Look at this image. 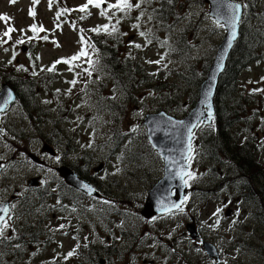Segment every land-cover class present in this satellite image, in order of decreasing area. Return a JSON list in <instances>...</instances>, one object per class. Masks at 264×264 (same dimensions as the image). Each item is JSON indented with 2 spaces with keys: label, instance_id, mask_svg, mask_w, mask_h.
Segmentation results:
<instances>
[{
  "label": "rangeland",
  "instance_id": "374dc122",
  "mask_svg": "<svg viewBox=\"0 0 264 264\" xmlns=\"http://www.w3.org/2000/svg\"><path fill=\"white\" fill-rule=\"evenodd\" d=\"M151 1L152 3L150 0L141 3V0H129L133 4L140 3V8L133 7L126 15L116 9H109L107 17H104L100 15V9L92 5H89L86 13L76 10L87 3V0H53L51 7H49V0H39L36 5L32 4V0H17L15 4H10L9 0H0V14H6L11 18L7 24L0 21V39L7 41L0 43V91L9 74L8 85H10V79L14 73L15 79H20V81L22 79L28 81V77L35 78L32 86L29 87L28 85V87L36 92L35 96L33 95L32 103L27 105L28 109H26L27 107L20 108V102L17 101L16 104L12 105L13 108L9 107L8 110L5 108L4 111L6 112L2 111L0 117V125H2L0 127V165L4 162L3 169L0 166L2 169L0 171V203L9 200L11 205H15L12 215L18 213L24 218L28 215L32 217L31 213L23 212L25 208H28L26 203L22 204L21 199L18 203V198L23 194L28 195L27 199L31 200V192H34L27 189L24 179L27 181L30 176L41 174L39 171H34V167L40 168L42 161L52 166L56 164L61 166L68 153L66 161L69 163L72 161L74 167L78 163V157H82L79 171L87 172V177L90 175L88 177L89 182L95 179L98 185H103V189L100 187L102 195L109 197L112 201L105 208L109 211L106 216L103 213L95 212L99 203L89 201L90 196H86L89 198L81 199L80 216L76 219L77 215H75L74 218L80 222V225L85 224V227L83 226L84 233L94 237H97L98 232L103 229L105 224L111 222L112 236H114V231L117 236L120 232L118 245L122 239V231L125 230L124 239L120 245V253L122 254L128 252L130 236L138 237L134 241V245L141 239L140 244L132 247V255L137 254L136 256L139 257L136 261L137 264H143V258L146 260L154 259V264H157L165 256H173L176 248L177 256L179 252L181 253V247L185 246L184 241H186V245L188 243L197 244L199 239L196 230L200 236L206 237L204 238L205 242L211 246L208 248V251L210 249L208 252L200 245L201 248L198 251L201 257L215 256L219 253L218 246L224 253L223 257H226L224 245L228 249L234 247L231 233L239 228L237 226L239 223L244 224V231L240 233V243L236 244L237 247L240 246V253L236 255V251H238L236 249L234 257H240V264H264V241H262L264 239V218L259 221L258 217L255 218L254 216L256 213L253 212L257 211L258 205L254 201H250L251 207L246 202L241 201L240 212L244 210L243 215L239 219H234L237 212L236 204L243 195V183L246 180L245 172H240V177L236 173L234 174L240 181L228 177L204 180L202 177L211 175V171L202 174L200 170L202 176L198 178V183L194 184V179L188 183L189 195L183 204L184 211L182 213L175 212L169 217L162 216L164 218L154 216L156 218L153 217L151 220L140 215L147 190L163 174L161 157L159 159L151 144L150 149L148 148L149 142L146 139L145 126L142 124L144 116L164 110L180 119L190 113L199 99L197 95V93L199 94V87H197L196 81L198 80V85L201 84L200 80L204 81L209 65L213 64L212 57L216 56L215 53L226 35V29L218 26L214 18H211L208 12L209 3L205 0H176L173 5L175 16L167 21L158 20L153 16L152 7L156 6L158 0ZM231 1L241 2L244 5L242 11L245 12L239 20L236 40L239 37L242 23H244V17H246V10L249 9L244 27L250 32V40L253 41L250 44L252 48L248 50L249 53L247 52L242 61L247 60L246 65L241 70L239 69L234 78L233 88H229L232 92L226 96L229 97L228 101L224 99L225 102L223 103H228V106H237L236 109L230 107L229 110L231 111L226 110L227 116L236 117L239 107L241 105L243 107L241 102L245 101L246 98L248 100L245 101V108L240 109V120L237 121V125L230 130V134L221 127L222 137L216 138V143L212 141L218 131L216 127L212 128L211 125L204 124L208 125L206 129H204V125L196 129L192 136L191 149L192 147L194 149L191 150L190 159L194 178L198 175V169L211 168L213 170L216 166H221V163H217L216 157L229 161L230 156L237 151L239 141L240 145L242 142H247L248 149L243 153L246 157L245 164L247 166L250 163L256 165L258 161L256 145L258 147L264 145L262 129L259 128L260 125L264 124V0ZM116 2L117 0H104L101 8L107 9L108 4H115ZM60 7L72 11L65 13L59 20H56V13L60 11ZM29 8L34 9V17L28 15ZM113 13L115 14L113 15ZM82 15L86 18L81 19ZM137 17L140 19L137 20ZM117 20L120 21L116 25L118 31L114 33V36L116 34L118 36L117 49L112 57L115 60L116 51H118V59L120 61V55H122L121 62L124 63V70L118 72L120 75L116 73L118 77L114 76L113 73H108L110 69L106 71V68L102 66V61L101 63H94L96 67L88 63L89 59L94 58L93 53L96 54V49L93 50L92 47L88 46L89 40L87 41L88 37L86 36V30L89 27L95 28L97 25L105 23L116 24ZM57 23L60 25L59 28L55 27ZM73 23L75 28L72 26ZM33 24L37 27L42 26L45 31L37 33L34 39H29L33 36V33L29 31ZM220 24L222 25V23ZM133 25H139V27H133ZM7 27H14L17 30L11 33V39L2 36ZM21 29L24 31L21 32ZM81 29L84 31L81 32ZM141 31L150 33L151 43H146L145 37L139 34ZM45 35L48 36L47 40L42 39ZM81 36L85 38L84 44L80 43ZM17 39H23L25 42L17 45ZM180 39H182V44H180ZM53 41L56 43L54 44ZM90 44L92 45V43ZM136 44L141 45V47H135ZM234 44L226 57L228 61L220 73L221 76H224L226 72L225 68L230 61V53ZM82 47L88 55L72 61L71 70H69V64L59 63L55 65L54 71H47L55 61L76 55ZM14 54L15 58H13ZM250 59L252 60L250 61ZM8 60L11 63L13 60L14 65L10 66ZM147 61H159V63H148ZM217 62L222 64L223 59L222 61L218 59ZM205 67L206 71H204ZM73 79L76 80L75 85L69 83ZM113 80L117 87H114ZM12 82L16 83L14 79ZM26 83H22L23 85L20 87L22 91L26 89ZM8 85L6 86L8 87ZM10 90L14 94L16 93L11 86ZM104 94H106V99L113 96V102H110V99L104 100ZM213 102L215 107L217 102L220 103L216 96ZM33 104L35 106H32ZM32 107L34 108L32 109ZM28 112L31 113V116L27 115ZM230 113L236 114L231 115ZM56 127L60 131L56 130ZM54 130L57 131L58 135L54 134ZM118 133L120 136L132 135L135 140L125 148L124 142L118 137ZM213 135L214 137H212ZM45 136H54L55 140H60V145L55 146L54 142L48 143V139H44ZM208 141L214 143L213 158L208 153L212 149L210 147L212 143H208ZM49 145H52L54 151H58L55 154L56 157L54 155L51 157L48 153L47 150H52L48 147ZM207 145L208 149H206ZM204 154L212 159L208 161ZM225 155L226 157H224ZM192 157L194 158L192 159ZM35 158H39V161H34ZM66 163L64 164L65 168L72 167ZM228 167L229 170L235 171L236 164L229 162L222 165L224 173ZM70 171L74 172L71 169ZM214 171L219 173V170ZM31 173L34 174L30 175ZM51 174L55 175L54 172ZM62 179L66 182L65 178ZM221 179L224 180L223 185L220 183ZM259 179L262 181L261 177ZM29 181L30 179L28 184L31 185ZM200 181H204V183L200 185ZM92 184L96 185V183ZM200 188L202 191H198ZM38 195L35 196L36 201H40ZM217 208L221 211L214 216L213 213ZM37 209L36 207V213H34L32 220H36V215L39 219L45 213L41 208L39 215ZM51 213H55V217H58L56 210L50 212V215L47 213L48 221L45 220L44 222L46 228L52 225V228L56 229L58 225L64 224L66 227L58 230L62 235L58 231H54V239L57 236L55 234L58 233L56 243L63 246V249L66 247V251L68 248L71 251L74 240L70 236L62 239L64 233L72 231L68 230L70 229L69 221L65 217L64 219L60 218L63 221L60 223V219H58V225H56V219L52 217ZM258 215H260V209H258ZM22 217L16 216L8 219L9 228L6 229L8 231H5L4 235L8 236L10 233L14 236L10 229L13 230V225L20 221L18 218L22 219ZM190 217H192V221H190ZM240 219L244 222H240ZM92 220H95L97 224L93 223ZM217 220L219 221L218 224L216 223ZM233 221L235 223L232 228ZM185 222L192 223V225L188 227ZM44 223L38 224L35 232L43 227ZM99 223L100 225H98ZM78 229L82 233V227L77 228L74 225L72 235H79L80 238V233H76ZM38 233L33 236L34 239L43 237ZM229 235L230 237H228ZM26 237L30 241V235ZM256 237L260 239L258 244ZM193 238H197L196 241ZM24 239L22 240L24 241ZM100 240H103L101 236ZM40 241H43V238ZM107 241L108 238H106V243ZM80 242L82 243V239ZM106 243L104 244L106 245ZM20 245L26 251L24 244L21 243ZM42 245L40 244V247ZM11 246L17 248L16 251L22 250L17 243L6 245L7 248ZM30 246L27 251L28 255L24 254L26 261L24 255L22 258L16 259L18 254L14 258L13 254L7 251L4 258L0 256V264H29L28 257L33 255L32 251L35 253L34 240L30 241ZM260 249H262V253H260ZM40 251H42L39 256L41 258L44 256V252L48 253L52 249L45 250L42 247ZM258 255L262 261L258 259ZM124 259L126 260V256ZM132 261L130 257V262ZM209 264H213V262ZM236 264H238V259H236Z\"/></svg>",
  "mask_w": 264,
  "mask_h": 264
},
{
  "label": "flooded vegetation",
  "instance_id": "af4514ba",
  "mask_svg": "<svg viewBox=\"0 0 264 264\" xmlns=\"http://www.w3.org/2000/svg\"><path fill=\"white\" fill-rule=\"evenodd\" d=\"M239 120H240V107L238 109V121ZM259 128L262 129V137H264V125L260 126ZM38 129H39V127H38ZM56 130L60 131V129L58 127H56ZM56 130H54V134L58 135ZM210 131L212 132V130H210ZM211 135H212V133H211ZM212 137H214V135ZM44 139H48V143L54 142L55 146L60 145V143H59L60 140H55L54 136H51V137L45 136ZM212 141H213V139H212ZM212 141H210V143H212ZM48 147L52 148V150H47L48 153L50 154V156L52 157V155H54V157H56L55 154L58 151L57 150L54 151V148L52 147V145H49ZM210 147H212V149H210V151L208 153H210V157H212V152L214 151V143H212V145H210ZM206 149H208V146L206 147ZM246 149H248L247 148V142L246 141L242 142V144L240 145V141H239L238 149L235 153H233L230 156L229 161H226V159L223 160L222 158L217 159V157H216L217 163H221V166H216V168H214L213 170L211 168L207 169V170L209 172L211 171V173H210L211 175L213 173H215L214 170H219V173H218V171H216V173L219 174V175H216L218 178L228 177V178H235L237 181H240V179L238 178V177H240V161L241 160L245 161L246 157L243 155V153L246 151ZM256 149L258 151L257 145H256ZM52 151L54 152L53 154H52ZM226 151H228V149H226ZM223 152H224V149H223ZM32 155H34V154H32ZM204 155H206V154H204ZM204 155H203V157H204ZM226 155H228V153H226ZM226 155L224 157H226ZM41 157H42V155H41ZM66 157H68V153L66 154ZM66 157H64L63 163L61 164V166L59 164H56V165L53 164L54 166H52L51 164H48V163L42 161V163H41L42 165L40 166V168L34 167V171H39L41 174H34V173L30 174V175L34 174V175L29 177V179H30L29 182L31 183V185L28 184L29 179L27 181H26V179H24V183H26L27 189H29V191H34V192H31V195H30V197L32 198L31 200L27 199L28 195L23 194V196L18 198V200H19L18 203H20V199H21L22 204L26 203L28 208H25L23 212L31 213L32 217H30V215H28L27 217L24 218V217H22V215H20L18 213H16V215H12L14 207H12L11 202L9 200L3 199L4 201H7L9 203V212L5 213V215H4L5 219L7 218L6 220H8L9 216L10 217H16V216L19 217L20 216V217H22V219L18 218L20 221L16 222L13 225V230L10 229V232H12L14 234V236L10 235V233H8V236H10L11 239H4L2 242H0V256H1V258H4L5 253L7 251H10V253L13 254L14 258L18 254V257H16V259L22 258V256L24 254L28 255L27 251L31 247L30 241L34 240L35 254L30 255L28 257V263L29 264H37L39 260H40V262L38 264H134V263H136V261L139 259V257L136 256L137 254L134 256L132 255V247L140 244L142 242L141 239H140V241H138V243H136V245H134V241H136V239H138V237H136L135 235L130 236L131 241L129 243L128 252L126 254H122V253H120V245H122V239H124V231L125 230L124 231L121 230L122 231V239H120V245H118V236L120 237V232H119V235L117 236V233L114 231V236H112V229L113 228L110 229V223L111 222L107 225L105 224L103 226V229H101L98 232L97 237H94L91 234L88 235V233H84V227H85L84 223H82V225H80L79 224L80 222L76 221V219H78V217L80 216V207H82L81 199L89 198V197H86L87 195H85L83 191L72 186L67 181L65 182L64 179H62L64 177L60 174V170H63V168H65L64 164L67 162ZM210 157H208L206 155V159H208V161H210L213 158V157L212 158H210ZM220 157H222V156H220ZM256 157H258V161H257L256 165L258 166V168L264 169V160H262L260 162L259 156L256 155ZM30 158L32 159V157H30ZM80 159H82V157L81 158L78 157V163H76V160H74V163H76L75 167H74V165H72V161H70V163L67 162L66 165H69V166L72 165V167H68V168L73 170L74 173H77L81 179L88 182L96 190L97 195L94 198L90 197L88 200L95 202V203H99L97 205V210L95 212L103 213L104 215L107 216V214H105V213H109V211L105 210V208L107 205H110L112 203V201H110L109 197L102 195L100 187H102V189H103L104 188L103 185H98L97 182L95 181V179H94V181L89 182L88 177H90V175H88V177H87L86 176L87 172L84 173V171H82V172L79 171ZM252 159H254V157H252ZM34 161H39V158H35ZM60 161H62V159H60ZM229 162H233L236 164L235 171L233 169L229 170V167H228L226 173H224L223 169H222V165L227 164ZM3 164H4V162H2V164L0 165L2 167V169L4 167ZM48 165L50 166V168ZM1 167H0V171L2 170ZM52 172H54L55 175L51 174ZM235 173L237 174L238 177H236V175H234ZM244 175H246L245 176L246 179H250V177H251L250 173H245ZM46 176H47V178H46ZM223 182H224V180H223ZM92 183H96V185H93ZM255 184H256V182L252 183V185H255ZM221 185H223V183H221ZM36 195H38V199H40V201H36V197H35ZM4 201H2V202H4ZM12 201H13V199H12ZM105 201H107L108 203H105ZM241 201H244L247 204H249V202L246 201L245 197H243V196L240 197V201H238V204L236 206L237 212H236V217H234V219H236V218L239 219L240 216L243 215L242 212L244 210H242L240 212V206L242 207ZM70 204H71V207H70ZM260 206H262L261 203L258 204V207H260ZM16 207H18V205H16ZM36 207L38 208L37 213H39V215H40L41 208L45 211V213L42 214L39 219H38V216L36 215V220H32V219H34V213H36ZM32 208H34V211H32ZM73 209H75V211H73ZM55 210H56V213H58V217H55V213H51V215H52V217H54V219H56V225H58V219H60V218L64 219V217H65V219L68 220L70 223V229H68V230L74 231V225L77 228L82 227V233H80V229H78V231H76V233H80V238H79V235H72V231H68V233H64V237H62V239H64L65 237L68 238V236H70L72 239H73V237L78 238V239H73L74 245H73L72 249L73 248L76 249L75 254L71 257H68L67 259H65V256L70 251V248H68V251H66V247H65V249H63V246L56 243V241H58V233H60V231H58V233L55 234L57 236H56V239H54V231H52V229H53L52 225H50V227H49L50 229H49V228H46V223H44L45 220L48 221L47 213H48V215H50V212H53ZM175 212H179V211L175 210L174 212L159 215L156 217H162V216L169 217V216L174 215ZM214 212H216V210ZM253 212L256 213L255 211H253ZM75 215H77L76 219L74 218ZM254 216L258 217L259 221H260V219L264 218V217H262V215H258V211H257L256 215H254ZM29 217H30V220L28 219ZM153 217H151V218H153ZM156 217H154V218H156ZM151 218H150V220H151ZM162 218H164V217H162ZM62 219H60V223L63 221ZM189 219H190V221H192V217H190ZM92 221H93V223H96L95 220H92ZM76 222H78V223L76 224ZM241 222H244V221H241ZM12 223H14V221H12ZM40 223H44L43 227H40V229L38 230L39 233H38V231L35 232V228ZM69 223H68V225H69ZM187 224L192 225V223L185 222V225H187ZM239 224L237 225V226H239V228L236 229L235 232L231 233V236L233 237V241H234V247H232V249H228V247L226 245H224L223 249H225L226 257H223L224 253L221 251V248L219 246H218L219 253H218L217 247L215 246L216 250H217L216 252L218 253L215 256L209 257L207 255V256L201 257L198 250H200V248H201L200 245L203 246V248H204V241H206V240H204V238H206V237L200 236V233L196 230V235H197V238L199 239L197 244L193 245V244L188 243L186 245V241H184L185 246L181 247V253L179 252L178 255L176 256V253H177V251H176L177 248H176V249H174L173 256H165V258L162 259V261H159L157 264H209L210 262H213V264H236V259H238V264H240V257H234V251H236V249H238V251H236V255H238V253H240V246L237 247L236 244L238 242L240 243V233H242V231H244V227H243L244 224H240V225ZM98 225H100V223ZM200 227H202V225H200ZM233 227H234V223H232V228ZM5 231H8V230H5ZM186 232L188 233V231H186ZM37 233H38V235H43V237H42L43 241H40V239H42V238L34 239L33 236ZM102 234H104V235H102ZM29 235H30V241H28V237H26ZM60 235H62V233H60ZM86 235H88V237H86ZM8 236H6V237H8ZM100 236H101V238H103V240H100ZM24 237H26V239H24ZM90 237H91V239H90ZM228 237H230V235ZM258 237H260V235H258ZM258 237H256V243L257 244H258V241H260V239H258ZM85 238H87V239H85ZM106 238H108L107 243H106ZM197 238H193V240L196 241ZM22 239H24L25 242ZM53 239H54V242L52 241ZM80 239H82V243L80 242ZM262 241H264V239H262ZM14 243H17L18 246L20 247V249H22V245H20V244L23 243L24 247H26V251H24V249H22L21 251L20 250L16 251L17 248H14L13 246H11L10 248L6 247L7 244L8 245L9 244L14 245ZM104 243H106V245ZM226 243H228V241H226ZM40 244H43L42 247H44L45 250L50 249V248L52 249V251H48V253L44 252V256L41 258L39 257L40 254L42 253V251H40V249H42V247H40ZM77 244H79V247H77ZM164 245H166V243H164ZM46 246H48V247H46ZM228 250H230V251L228 252ZM32 253H34V251H32ZM166 253H168V252L166 251ZM211 253L214 254V252H211ZM260 253H262V249H260ZM26 255H24L25 261H26ZM124 256H126V260L124 259ZM130 257L133 260L132 262H130ZM253 257H254V255H253ZM258 259H260V255H258ZM258 259H256V260H258ZM169 260H170V262L168 263ZM123 261H124V263H123ZM260 261H262V259H260ZM142 263L143 264L144 263L145 264H154V259L149 258L146 260L143 258Z\"/></svg>",
  "mask_w": 264,
  "mask_h": 264
},
{
  "label": "water",
  "instance_id": "95a60500",
  "mask_svg": "<svg viewBox=\"0 0 264 264\" xmlns=\"http://www.w3.org/2000/svg\"><path fill=\"white\" fill-rule=\"evenodd\" d=\"M209 3V14L216 21L220 17V23H222L226 29V35L220 43L215 57L213 58V64L209 66L204 81L199 86L198 101L195 107L187 114L186 117L178 119L165 111L161 110L157 113L146 114L143 120V124L146 127V137L152 147L158 152L163 161L164 175L159 179L149 190L146 201L143 205L142 214L146 217H150L155 214H161L168 212L171 204L179 203L185 191L183 181L176 175L177 172L183 170L188 172L187 160L188 157V142L189 132L191 128L192 132L198 123H210L214 114V95L216 86L225 63L226 57L238 36L239 20L242 15V6L240 9L239 20L235 25V37L231 35V26L226 24L227 18L230 16V11L227 8L228 3L239 4L231 0H205ZM229 40L231 44L229 45ZM218 59L223 63H218ZM6 84L2 85L0 91V112L3 111L14 100V93L11 92ZM209 112L211 113V119H209ZM60 174L66 179V181L72 186L80 189L81 191L96 196L97 192L93 190L92 186L85 180L81 179L76 173L70 171V169L63 168L60 170ZM92 189L91 192L88 188ZM183 186V187H182ZM172 189H175L176 196L172 194ZM0 206H6L2 204ZM171 210H174L172 208ZM170 210V211H171ZM0 215L4 216L5 213L0 212ZM204 248L208 251L211 248L209 244H204ZM210 252V249L209 251Z\"/></svg>",
  "mask_w": 264,
  "mask_h": 264
},
{
  "label": "trees",
  "instance_id": "16d2710c",
  "mask_svg": "<svg viewBox=\"0 0 264 264\" xmlns=\"http://www.w3.org/2000/svg\"><path fill=\"white\" fill-rule=\"evenodd\" d=\"M175 1L176 0H158V3L156 4V6L152 7V9L154 10L153 16L156 17V19L162 20V21H167L172 16H175L174 15L175 13L173 10V5H174ZM150 2L152 3L151 0H150ZM180 3H182V2H180ZM152 9H150V10L152 11ZM244 14H245V12H244ZM246 17H248V13H246ZM246 17H244V23H246ZM248 21H249V19H248ZM244 23H242V27L240 28V32H239V37L236 40V42L232 48V52L230 53V58H229L230 61L225 68L226 72L224 73V76L220 75V78L218 81V87H217L215 96H216V99L220 101V103L217 102L216 115H215V119H214V124L218 127L217 132H219L218 135L216 134L217 138L222 137L221 127H223L227 133V130L230 127V124H232L234 122L233 118H238V115L236 117L230 118L229 116H227V113L225 112L226 110H229L230 107L236 109L237 106H228V103H223V102H225V100L228 101L229 97H226V96L230 95V93L232 92L230 89L233 88L232 83H234V80H235L234 78L238 74L239 69L241 70L246 65L245 62L247 60H245L244 62H242V61L246 57L248 50L252 48V47H250V44L252 43L253 40H250L251 34L244 27ZM78 25H79V23H78ZM246 27H248V25H246ZM89 29H93V28L89 27L86 30V36L88 37L87 41L89 40L88 44L92 43V45H94V48L96 49V54L93 53L94 58L92 59V61L94 63H96V62L101 63V61H102V66H104L106 68V71H108V69H110V71H108V73H111V74L113 73L114 76L118 77V75H120L118 72L124 70V63L121 62L122 61V59H121L122 55H120V61H119L118 51H116L117 52L116 53V59L114 60V58L112 57L113 53L117 49V39H118L117 34H116V36H114V34L109 35L103 31H101L100 33H95V32L89 31ZM248 29H250V27H248ZM180 44H182V39H180ZM250 54H252L251 51H250ZM8 61H10V60H8ZM94 63L92 65H94ZM12 65H14L13 60H12V63H10V66H12ZM206 65H208V64H206ZM98 66H100V65H98ZM94 67H96V65H94ZM94 67H92V68H94ZM11 71H12V69H11ZM204 71H206V67L204 68ZM116 73H118V75H116ZM14 75L15 74L12 73V79H14V81L16 83L12 82V79H10V85L9 86H11L15 89L17 100L21 103V107L25 108V107H27V105L30 104V102L32 103L33 98H34L33 95L35 96V94H36L35 91L29 89V87H31L32 84L34 83L33 80H35V78L28 77V81H24V79H22V81H20V79H15L16 76H14ZM3 77H4V75H3ZM8 77H10V74L8 75ZM8 77L5 79L7 82H8ZM30 79H31V81H30ZM201 81L202 80H200V82ZM23 82L24 83L27 82L26 83V89H24V91H22L20 89V87H22V85H23L22 84ZM198 83L199 82L197 80L196 81L197 87L199 86ZM28 85H29V87H28ZM105 99H106V94H104V100ZM246 100H248V99L246 98L245 101ZM245 101L241 102L243 104V107L241 105L240 109L245 108ZM223 105H224V107H223ZM32 106H35V105L33 104ZM33 108L34 107H32V109ZM26 109H28V107ZM229 111H231V110H229ZM28 113L31 116V113L30 112H28ZM230 114L235 115L236 113H230ZM222 118H224V119H222ZM206 127H208V126L204 125V129H206ZM226 139H228V137H226ZM148 148L150 149L149 144H148ZM240 172L250 173V175H251L250 179L245 180V183L243 184V189L247 190V192H248V194H246L247 196L245 195V197L250 199L251 202L254 201L257 204L261 203L262 206H260L261 208L258 207V209H260V215L264 214V169H260V168H258L257 165H253L252 163H250L247 166L245 164V161L241 160L240 161ZM260 177L262 178L261 182L259 179ZM253 182H256V184L252 185ZM250 183H251V186H249Z\"/></svg>",
  "mask_w": 264,
  "mask_h": 264
},
{
  "label": "snow or ice",
  "instance_id": "6c2138e0",
  "mask_svg": "<svg viewBox=\"0 0 264 264\" xmlns=\"http://www.w3.org/2000/svg\"><path fill=\"white\" fill-rule=\"evenodd\" d=\"M17 2V0H9V3L10 4H15ZM143 2H147V0H141V3ZM39 3V0H32V4L33 5H36ZM53 3V0H49V7H51ZM104 3V0H87V3H85L84 5L80 6L78 9L79 12L81 13H86L89 5H92L98 9H100V15L101 16H104V17H107L108 15V10L109 9H116L117 11H120V12H123L125 13V15L127 14L128 11H130L133 7L135 8H140V3H130L129 0H117V2L115 4H108L107 5V9H104V8H101V4ZM246 7V5H245ZM227 8L229 9L230 11V16L227 18L226 20V24L230 25L231 26V35L232 37H235V25L236 23L238 22L239 20V16H240V9H241V5L239 4H232V3H228L227 4ZM69 11H72L70 9H62L61 11H58L56 13V20H59V18L64 15L65 13L69 12ZM115 13H113L114 15ZM28 15L30 17H34L35 16V11L33 8H29V11H28ZM141 15H143V13H141ZM81 19H85L86 17L84 15H82L80 17ZM11 18L9 16H7L6 14H0V21H4L6 24L7 22L10 20ZM110 19V18H109ZM140 17H137V20H139ZM149 19H151V17H149ZM120 23L119 20L116 21V24H109V23H105L103 25H97L95 28L93 29H89V31L91 32H95V33H100L101 31L109 34V35H112L114 33H116L118 31L116 25H118ZM215 23L218 25V26H224V25H221L220 24V17L217 18V20L215 21ZM73 28H75V24L73 23ZM56 28H59L60 25L57 23L55 25ZM133 27H139V25H133ZM14 31H17L14 27H7V29L2 33V36L3 37H8L9 39H11V33L14 32ZM21 32H23L24 30L21 29L20 30ZM29 31H31L33 33V36L32 37H29V39H34L36 37V34L39 33V32H44L45 29L40 26V27H37L35 24L31 25L30 28H29ZM81 32H83L84 30L81 29L80 30ZM142 37H145V40H146V43H151V39H150V33H146V32H143L141 31L139 33ZM42 39L44 40H47L48 39V36H43ZM7 41L6 40H2L0 39V43H6ZM25 41L23 39H17L16 40V44L19 45V44H23ZM53 43L55 44L56 42L53 41ZM80 43L81 44H84L85 43V38L83 36L80 37ZM229 45L231 44V40H229ZM58 46V45H57ZM89 47H92L93 50H95L94 48V45H91L89 44L88 45ZM135 47L139 48L141 47V45H134ZM88 53L86 52V50L84 49V47L81 48L80 52H78L76 55H73L72 57L70 58H61L60 60H57L53 63V65L51 67H49L47 69V71L49 72H52L55 70V65L56 64H59V63H65V64H69L70 65V68L69 70H71V64H72V61H76L78 60L80 57L82 56H87ZM13 58H15V54L13 56ZM37 59H39V57H37ZM148 63H159V61H147ZM9 63H11V61H9ZM88 63L90 65H92L94 62L92 60H88ZM87 71V70H85ZM35 74V73H33ZM89 75H91V73H88ZM70 84H73L75 85L76 83V80L73 79L72 81H69ZM59 91V90H57ZM69 91H71V89H69ZM209 119H211V113L209 112ZM193 127H195V125H193ZM188 132H189V142H188V152H189V157L188 159L190 160L191 159V128L188 129ZM90 146V145H89ZM57 159H59L57 157ZM176 175L183 181V183L186 185L188 183V180L190 179H193L194 176L191 172H184L183 170L179 171L176 173ZM187 176L188 177V180H185L184 179V176ZM85 188H88L87 185H84ZM88 191L91 192L92 189L88 188ZM187 201V196H185L179 203H174V204H171L170 208L168 209V211H170L172 208L176 209L177 211L179 212H183L184 209L182 207V205ZM59 203V202H58ZM105 203H108L107 201H105ZM12 207H15V205H12ZM73 211H75V209H73ZM221 210L219 208L216 209V212L213 213V215H217ZM0 212H3V213H8L9 212V208L8 206H0ZM8 219H11V217L9 216ZM155 219V218H154ZM216 223L218 224L219 221L217 220ZM233 223H235V221H233ZM66 226L64 224H60L58 226V228L56 229H53V231H58L60 229H63L65 228ZM9 228V224H8V220L5 219V216H2L0 215V242H2L4 239H11L10 236L6 237L4 235L5 233V230ZM73 239H78L77 237H73ZM87 239V238H85ZM77 247H79V244H77ZM75 251L76 249L73 248L71 251H69L67 253V255L65 256V259H67L68 257H71L75 254ZM35 253H33L34 255Z\"/></svg>",
  "mask_w": 264,
  "mask_h": 264
},
{
  "label": "bare ground",
  "instance_id": "6f19581e",
  "mask_svg": "<svg viewBox=\"0 0 264 264\" xmlns=\"http://www.w3.org/2000/svg\"><path fill=\"white\" fill-rule=\"evenodd\" d=\"M4 84L8 85V82L6 81ZM233 120H234L235 123L233 122L234 124H233V123L230 124V127H229L228 130H227V133H228V134H230V133H229L230 130L233 129V127H235V126L237 125L238 118H233ZM218 133H219V132H217V135H218ZM217 135H216V137H214V139H213L214 143L217 142V141H216ZM142 210H143V206H142L141 209H140V215L143 216V214H142ZM105 214L108 215L109 213H105Z\"/></svg>",
  "mask_w": 264,
  "mask_h": 264
}]
</instances>
